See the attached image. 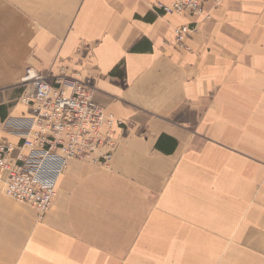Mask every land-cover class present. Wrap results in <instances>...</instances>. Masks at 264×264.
<instances>
[{"label":"crops","instance_id":"crops-1","mask_svg":"<svg viewBox=\"0 0 264 264\" xmlns=\"http://www.w3.org/2000/svg\"><path fill=\"white\" fill-rule=\"evenodd\" d=\"M154 1L0 0V131L28 67L92 78L120 120L108 167L70 160L42 217L0 181V264H264V0Z\"/></svg>","mask_w":264,"mask_h":264},{"label":"built area","instance_id":"built-area-1","mask_svg":"<svg viewBox=\"0 0 264 264\" xmlns=\"http://www.w3.org/2000/svg\"><path fill=\"white\" fill-rule=\"evenodd\" d=\"M152 9L158 14L209 18L203 0H156ZM194 30L195 24L176 26L174 46L189 51L187 39ZM21 84L33 91L19 96L27 113L10 116L2 123L0 181L6 196L33 206L42 217L70 160L108 167L117 146L115 128L120 120L94 101L90 77L61 75L50 80L28 67Z\"/></svg>","mask_w":264,"mask_h":264}]
</instances>
